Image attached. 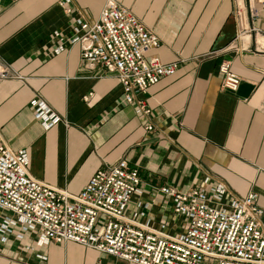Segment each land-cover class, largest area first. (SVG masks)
Wrapping results in <instances>:
<instances>
[{
  "label": "crops",
  "instance_id": "obj_1",
  "mask_svg": "<svg viewBox=\"0 0 264 264\" xmlns=\"http://www.w3.org/2000/svg\"><path fill=\"white\" fill-rule=\"evenodd\" d=\"M60 1L0 0V58L20 75L0 80V137L27 151L30 173L78 193L124 157L140 177L130 207L145 204L155 226L172 215L153 188L200 187L209 175L232 196L256 195L264 231V7L242 26L234 0H116L159 38L148 56L178 62L144 94V115L121 101L113 75L84 64L78 44L52 52L55 29L97 20L106 0H70L69 16ZM222 60L240 78L236 91L222 86ZM36 96L60 117L48 129L33 116ZM0 264L134 263L70 241L37 247L28 235L0 242Z\"/></svg>",
  "mask_w": 264,
  "mask_h": 264
},
{
  "label": "built area",
  "instance_id": "obj_2",
  "mask_svg": "<svg viewBox=\"0 0 264 264\" xmlns=\"http://www.w3.org/2000/svg\"><path fill=\"white\" fill-rule=\"evenodd\" d=\"M59 5L66 15L73 12L70 0ZM249 16L255 19L258 13L250 8ZM52 36L53 53L78 44L84 64L90 69L101 66L113 75L121 101L134 105L139 114L150 113L144 98L148 88L178 68L176 61L148 56L159 46V38L116 0L105 1L97 20L75 17ZM218 70L222 86L236 91L240 78L230 62L222 60ZM9 78L20 75L0 58V80ZM29 104L44 129L60 121L42 98L33 97ZM28 161L25 149H13L0 137L1 243L28 235L37 247L70 241L134 264H264L262 209L254 193L232 196L224 183L209 175L200 187L162 185L151 192L170 210L172 223L155 226L145 218V204L130 207L133 195L141 192L140 177L124 157L99 167L78 193L36 178ZM180 216L184 222L173 224Z\"/></svg>",
  "mask_w": 264,
  "mask_h": 264
},
{
  "label": "rangeland",
  "instance_id": "obj_3",
  "mask_svg": "<svg viewBox=\"0 0 264 264\" xmlns=\"http://www.w3.org/2000/svg\"><path fill=\"white\" fill-rule=\"evenodd\" d=\"M253 1L254 0H239V2L235 3L236 4V12H237L238 16L241 18L240 22H241L242 26H244L246 24V18H248V17L250 18V16H249V9L250 8H251L253 13H259V11L261 9V7H258V5L256 6ZM183 222H184V217L180 216V217H178L177 222L173 223V224L180 225Z\"/></svg>",
  "mask_w": 264,
  "mask_h": 264
},
{
  "label": "bare ground",
  "instance_id": "obj_4",
  "mask_svg": "<svg viewBox=\"0 0 264 264\" xmlns=\"http://www.w3.org/2000/svg\"><path fill=\"white\" fill-rule=\"evenodd\" d=\"M261 1L262 0H254L253 2H254V4L257 6L258 5V7H260V5H261ZM244 25V24H243Z\"/></svg>",
  "mask_w": 264,
  "mask_h": 264
}]
</instances>
